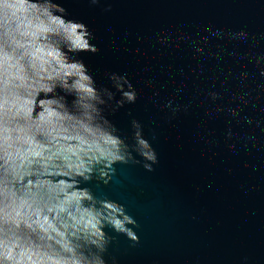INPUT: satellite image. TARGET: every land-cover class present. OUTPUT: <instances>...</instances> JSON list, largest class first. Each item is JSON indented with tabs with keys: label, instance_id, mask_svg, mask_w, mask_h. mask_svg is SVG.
<instances>
[{
	"label": "water",
	"instance_id": "water-1",
	"mask_svg": "<svg viewBox=\"0 0 264 264\" xmlns=\"http://www.w3.org/2000/svg\"><path fill=\"white\" fill-rule=\"evenodd\" d=\"M56 2L94 36L98 52L77 58L97 87L119 100L116 73L136 91L104 115L130 145L137 120L158 157L148 171L133 153L139 163L115 164L107 185L82 183L138 225L135 244L105 229L106 264H264V61L253 59L264 55V0ZM240 31L247 40L229 35Z\"/></svg>",
	"mask_w": 264,
	"mask_h": 264
},
{
	"label": "clouds",
	"instance_id": "clouds-1",
	"mask_svg": "<svg viewBox=\"0 0 264 264\" xmlns=\"http://www.w3.org/2000/svg\"><path fill=\"white\" fill-rule=\"evenodd\" d=\"M68 15L56 0H0V264H106V228L139 243L125 207L82 183L107 185L115 164L139 163L133 153L148 171L158 157L137 120L130 145L104 115L115 93L77 58L98 48ZM108 77L121 94L112 111L136 101L125 75Z\"/></svg>",
	"mask_w": 264,
	"mask_h": 264
}]
</instances>
